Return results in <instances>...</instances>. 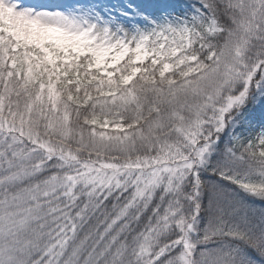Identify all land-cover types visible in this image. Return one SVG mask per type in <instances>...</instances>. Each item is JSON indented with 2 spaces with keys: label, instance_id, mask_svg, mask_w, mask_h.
Instances as JSON below:
<instances>
[{
  "label": "snow or ice",
  "instance_id": "1",
  "mask_svg": "<svg viewBox=\"0 0 264 264\" xmlns=\"http://www.w3.org/2000/svg\"><path fill=\"white\" fill-rule=\"evenodd\" d=\"M0 264H264V0H0Z\"/></svg>",
  "mask_w": 264,
  "mask_h": 264
},
{
  "label": "rangeland",
  "instance_id": "2",
  "mask_svg": "<svg viewBox=\"0 0 264 264\" xmlns=\"http://www.w3.org/2000/svg\"><path fill=\"white\" fill-rule=\"evenodd\" d=\"M27 3H32L34 0H26Z\"/></svg>",
  "mask_w": 264,
  "mask_h": 264
}]
</instances>
